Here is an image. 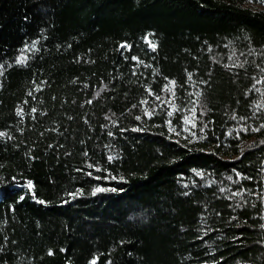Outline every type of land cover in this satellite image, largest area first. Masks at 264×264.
I'll list each match as a JSON object with an SVG mask.
<instances>
[{"label":"trees","instance_id":"trees-1","mask_svg":"<svg viewBox=\"0 0 264 264\" xmlns=\"http://www.w3.org/2000/svg\"><path fill=\"white\" fill-rule=\"evenodd\" d=\"M261 69L262 0H0V264H264Z\"/></svg>","mask_w":264,"mask_h":264},{"label":"snow or ice","instance_id":"snow-or-ice-1","mask_svg":"<svg viewBox=\"0 0 264 264\" xmlns=\"http://www.w3.org/2000/svg\"><path fill=\"white\" fill-rule=\"evenodd\" d=\"M262 2H264V0H262ZM149 43H150V46L152 47V49L155 50L156 45L153 44V43H151V42H149ZM121 47H129V46H127V45H121ZM136 59H137L136 57H133V60H136ZM18 62L23 63V59H21V60L18 61ZM237 66H239V67H243L242 64H241V65H237ZM261 71L264 72V69H261ZM188 78H189V80H191V74H189V77H188ZM262 82H264V81H259V80L256 81V83H262ZM169 85H170V87H167V91H169V92L172 94V96L175 97V91H174V88H175L176 82H175L174 80H173V81H169ZM253 87L255 88V85H254ZM29 94L31 95V93H29ZM150 94H151V93H150ZM201 94H202L201 92L197 91V92L195 93V96H196V97H200ZM157 99H160V97L157 96ZM89 103H91V101H89ZM143 103H147V101H144ZM167 103L172 104V106H173V110H175V104H174L173 101H168ZM192 103H193V104H196L197 101H192ZM258 107H259V105H258ZM32 111L35 112L36 109H32ZM190 111L192 112L193 115H192L191 117L185 116V117H184V123H185V124H191V126L194 128V127H196V124H195V122H194V117H195V113H196V108L193 107L192 109H190ZM172 114H173L172 112H169V113H168L169 116H171ZM18 115H22V110L18 111ZM145 115L151 116L152 113L148 112L147 109H145ZM233 118H235V117H233ZM137 119L139 120L140 117H137ZM261 128H264V125H261ZM134 130H138V129H134ZM186 130H187V129H186ZM259 130H260L259 128H257V129H253V131H259ZM2 135H4V133H0V136H2ZM111 159H112V157H109V160H111ZM198 174H199V173H198ZM27 188H28L30 191L33 189V185H32V182H31V181L28 182V184H27ZM103 190H104V189H101V188H97V189H96L97 192H100V191H103ZM233 195H240V193H233ZM21 199H23V197H21ZM38 202H39V203H42V204L45 203V202L42 201V200H41V201H38ZM261 227L264 228V224H262ZM49 255H52V253L49 252ZM91 264H96V260L94 259V260L91 262Z\"/></svg>","mask_w":264,"mask_h":264}]
</instances>
